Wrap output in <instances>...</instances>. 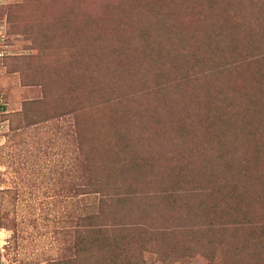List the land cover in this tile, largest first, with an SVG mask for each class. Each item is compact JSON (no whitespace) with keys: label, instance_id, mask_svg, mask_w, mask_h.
I'll use <instances>...</instances> for the list:
<instances>
[{"label":"rangeland","instance_id":"374dc122","mask_svg":"<svg viewBox=\"0 0 264 264\" xmlns=\"http://www.w3.org/2000/svg\"><path fill=\"white\" fill-rule=\"evenodd\" d=\"M215 172L240 192L212 184ZM119 175L156 194L135 219L143 238L169 209L165 195L193 185L211 190L218 217L233 194L238 212L250 209L244 225L261 234L264 0H0V264H79V192L89 177ZM204 211L172 227L208 224ZM215 221L224 239L245 237L236 219ZM195 241L182 261L156 246L126 251L142 264H207L210 247ZM216 251L214 264L234 255Z\"/></svg>","mask_w":264,"mask_h":264},{"label":"trees","instance_id":"16d2710c","mask_svg":"<svg viewBox=\"0 0 264 264\" xmlns=\"http://www.w3.org/2000/svg\"><path fill=\"white\" fill-rule=\"evenodd\" d=\"M80 153L78 155L79 172L78 178H87L85 173L86 169H89L90 163L87 161L88 157L83 152V146L80 144ZM84 154V155H83ZM228 161L225 162V164ZM228 165V164H227ZM120 168L123 165L120 163ZM216 169V168H215ZM217 172L211 174L210 180H216L219 182V187L229 189V192L239 191L238 183L230 179L225 175H216ZM89 177V176H88ZM90 182L87 183L89 190L80 191L78 205L76 206L75 220L77 228L75 230V258L79 260V264H142L145 261L140 256H133L126 251L127 244H131L134 247L140 245L142 247L150 246L152 248H158L161 258H174L176 261H182L190 252L194 251V247L191 246V242L195 241V234L198 233L199 238L195 241L201 245L210 247V250L202 253L201 256H205L207 264H214L216 259L217 249L220 248L228 250L233 256L227 258H220L216 261L217 264H253V262L260 261L256 264H264V258L262 255V249H264V221L258 225L259 232L261 234L255 237L250 233L249 224L250 209L246 206L240 212L232 204L236 198L231 196L229 205L223 208L224 213L222 217L216 216V211L220 207L218 201H207L206 195H211V190L197 189L196 185H193V191L198 194H193V191H185L175 197L171 198V193L165 195L167 198V206L169 209L157 213L155 217L156 229L152 230L148 237H141L139 234H135L137 231V225L135 219L145 218L146 213L143 214L145 209V203L147 198H153V192L139 189L138 182L140 179L133 177L127 180L123 175L115 177V182H110L104 178L102 180L92 179L89 177ZM125 180V181H124ZM148 182V180H144ZM214 182L212 181V184ZM86 184V183H85ZM224 185V186H223ZM234 190V191H233ZM196 195V196H193ZM241 195V194H240ZM194 197L192 203L188 199ZM205 202L204 203V199ZM238 197V196H237ZM242 197V195H241ZM180 201V206L186 211L174 215L170 211V208L175 203ZM240 200H242L240 198ZM87 201V202H86ZM138 202L135 205H131L133 202ZM177 201V202H176ZM89 203V205H88ZM202 212L208 219H211L208 224H194L188 226V223H180L178 227H172V223L177 226L176 220H188L202 218L200 212ZM169 210V211H168ZM225 223L228 219H236L239 230L245 233V237L239 243L238 241L230 239V241L223 238L221 227L218 223H215V219ZM169 222V223H166ZM172 222V223H171ZM212 222V223H211ZM221 224V223H220ZM235 224V225H237ZM132 225V226H131ZM136 225V226H135ZM216 226V227H215ZM130 228L136 229L132 235L127 234L126 230ZM224 227V226H222ZM184 228V229H183ZM257 228V227H256ZM263 229V230H262ZM158 232L162 234L164 238L155 240L153 233ZM205 232V233H204ZM208 232V233H206ZM177 234L180 237L176 239L168 238L171 235ZM204 234V235H203ZM169 235V236H168ZM193 238V239H192ZM131 249V247H129ZM241 250H245L248 254L244 258H241L237 253ZM201 254V253H200ZM180 258V259H179Z\"/></svg>","mask_w":264,"mask_h":264},{"label":"clouds","instance_id":"9594fccd","mask_svg":"<svg viewBox=\"0 0 264 264\" xmlns=\"http://www.w3.org/2000/svg\"><path fill=\"white\" fill-rule=\"evenodd\" d=\"M0 235H2V234H0Z\"/></svg>","mask_w":264,"mask_h":264}]
</instances>
